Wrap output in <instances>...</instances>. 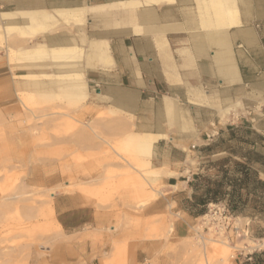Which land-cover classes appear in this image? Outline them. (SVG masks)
<instances>
[{
    "label": "crops",
    "instance_id": "crops-1",
    "mask_svg": "<svg viewBox=\"0 0 264 264\" xmlns=\"http://www.w3.org/2000/svg\"><path fill=\"white\" fill-rule=\"evenodd\" d=\"M114 1L130 0H40L32 9L51 11ZM228 8L236 11L231 19ZM138 10L139 33L111 23L120 16H111L108 22L88 16L83 25L65 24L56 32L37 37L35 40L47 47L85 48L80 42L82 35L106 40L112 59L97 68L85 67L79 60L76 68L66 66L63 70L60 66L59 73L48 71L55 65L46 61L42 63L44 74L83 70L86 98L78 117L84 122L100 126L97 115L109 114L106 122L114 124L115 132L125 134V138L131 132L158 137L151 143L150 161L143 164L162 175V191L144 206L143 217L180 216L173 232L177 238H185L212 202L208 186L220 183V200L227 205L232 200L228 180L239 178V208L230 211L249 221L253 236L264 238V0H235V4H226V0H164L143 4ZM3 81L1 77L0 85ZM212 89L220 98L251 101L247 115L239 116V124L215 125L211 130L209 124L207 131L186 132L169 127L168 117L179 115L180 110L190 116L205 115L206 106L192 103L191 99L200 98L190 93ZM11 111L16 112L14 108ZM193 136L192 142L197 144L188 145L190 156L173 144ZM96 146L92 142L88 147ZM53 213L66 237L82 239L75 260L98 264V254L109 248L105 230L113 224V214L87 203L77 193L56 195ZM113 237L119 239L117 234ZM159 245L157 241H137L136 262L149 258L148 253ZM166 262L164 257L159 260L160 264ZM235 264H264V255L241 254Z\"/></svg>",
    "mask_w": 264,
    "mask_h": 264
},
{
    "label": "rangeland",
    "instance_id": "rangeland-1",
    "mask_svg": "<svg viewBox=\"0 0 264 264\" xmlns=\"http://www.w3.org/2000/svg\"><path fill=\"white\" fill-rule=\"evenodd\" d=\"M39 1L0 0V12L44 11L56 17L58 11L99 5L95 3L51 11L32 9V4ZM88 16L106 22L111 16H120L111 23L123 27L120 24L124 20L123 13H88L77 23L59 20L54 32L65 24L83 25ZM35 39L28 41L25 36L13 34L0 50V67L7 66L11 71L0 69V78L4 79L0 85V264H89L90 261L75 260L77 245L82 239L66 237L58 230L53 213L56 195L75 193L96 208L113 214V224L105 230L110 238L109 248L98 254V264H160L162 257L167 260L164 264H220L212 257L211 238L241 246L230 264H235L241 254L264 252L248 248V241L262 240L249 232L248 220L231 211V217L224 220L226 224H221L222 221L217 218L216 221L210 218L211 222L208 217L198 218L185 238H177L173 231L168 233L169 226L173 228L180 216L163 214L143 217L144 207L140 205L153 195V189L162 191L159 179L162 175L151 173L149 166L143 164L150 157L151 146L148 152L141 154L131 149L114 148L117 158L113 154L109 157L106 151L110 149L103 140L114 147V143L122 141L125 134L116 133L115 125L106 122L109 114L97 115L96 121L102 123L100 126L78 117L86 98L83 70L73 71L80 74V78L75 79L44 74L42 63L46 61H8L6 50L10 45L13 50L19 51L44 44ZM56 67L60 69V66H54L48 71L59 73L61 69ZM205 91H191L190 95L200 98L191 99V102L206 106V114L190 116L180 110L179 115L168 117L170 128L184 132L192 129L207 131L209 124L210 130L215 125L239 124V116L247 115L252 107L250 100L224 99L215 89ZM13 108L16 110L14 114L11 111ZM172 108L168 107L170 113ZM132 121L129 119V122ZM193 138L188 137L183 143L174 141L173 144L183 148L190 156L188 145L197 144L192 142ZM92 142L97 145L94 149L88 147ZM49 209L50 215L47 216ZM206 214L211 216L208 208ZM114 234L119 239L113 237ZM140 240L157 241L160 245L148 253L149 258L137 263L135 249L136 242ZM203 243L207 250L202 249Z\"/></svg>",
    "mask_w": 264,
    "mask_h": 264
},
{
    "label": "bare ground",
    "instance_id": "bare-ground-1",
    "mask_svg": "<svg viewBox=\"0 0 264 264\" xmlns=\"http://www.w3.org/2000/svg\"><path fill=\"white\" fill-rule=\"evenodd\" d=\"M163 1L164 0H144V1L130 0V1H116L110 3H96L99 5H96L94 7H86L83 9H70L68 11H58L56 17H53L52 15L44 11H26V12L17 11V10L3 11L0 12V50L3 48V44L5 45V43L8 42L9 36L13 34H19L21 36H25V38L28 41H31L46 33L54 32V29L58 27L59 20H64L66 22L71 21L72 23H77V22H81L88 13L93 15H97V14L104 15L109 13L112 14L115 12L123 13V15L126 16L125 17L126 19L121 21L120 24L122 26H128L130 28L132 27L134 33H139L140 28L136 23L137 21L136 18H138V16L136 17L137 12L139 11L138 9L141 8L143 4H151V5L155 3L160 4V2ZM226 4H235V0H226ZM234 14H236L235 10H232L231 8L227 9V17L229 19H231ZM151 29L154 30V28ZM144 33H148V32H144ZM80 42L83 45H85V48L77 45H71V46L55 45L56 47H47V45L45 44H37L34 47L16 51L13 50L11 48L12 46L10 45L6 50V55L10 63L16 60L22 63H26V62L41 63L50 60L51 62L54 63L55 66H63V68L60 67L63 70L64 67L66 66L75 67L76 63L79 64L78 63L79 60L80 62L81 60H83L86 63L85 65L86 67H93V68L95 67L97 68L99 66H106L108 65L109 62L112 61L109 50V44L106 40L89 39V38L87 39L84 35H82L80 37ZM76 72L75 73L72 72L68 74H58V76H68V77H75V79H79L80 74ZM43 76H47V75H43ZM169 107L172 106L170 105ZM157 138L158 137H154L150 134L131 132L126 136L125 140L114 143L115 144L114 147L110 142H107L105 140H103V142L108 146L107 148L110 149L106 151L107 155L109 157H113L114 155L117 158L118 153L114 148H116L117 150L131 149L134 152L141 154V152L143 153L144 151L148 152L152 141ZM149 171H151V173H154L152 172L151 169H149ZM160 194L161 191H158V189L156 190L153 189V195L145 203L141 204L140 207L142 208L145 205H147L149 202L154 201L155 199H157V197ZM49 215H50V209L47 211V216ZM207 217L211 222L210 219L211 216L207 214L204 215L203 219ZM207 221L205 224H207ZM56 226L58 230H61L58 224H56ZM172 231L173 228L171 225L169 226L168 233ZM248 242H249V246H248L249 249L254 250L255 248L257 249L264 248V239L262 241H257V242L255 241H248ZM209 244H210V249L214 254L212 255V257H215L218 260V262H220V264H230L231 260L236 255L235 252L238 249H241V246L231 245L230 243L224 242L223 240L212 239V238L209 239ZM203 245L204 248L202 247V249L207 250V248L205 247V243H203Z\"/></svg>",
    "mask_w": 264,
    "mask_h": 264
},
{
    "label": "trees",
    "instance_id": "trees-1",
    "mask_svg": "<svg viewBox=\"0 0 264 264\" xmlns=\"http://www.w3.org/2000/svg\"><path fill=\"white\" fill-rule=\"evenodd\" d=\"M228 181L231 183V187H232V191L229 194L232 200L226 206H227V209L229 211H230V209L231 210H236V209L239 208V178L238 179L232 178V179H229ZM208 191L212 193V197H213V198H211L212 199V202H210V204L223 203L220 200V198L223 197V195H222L223 190L221 188L220 183L214 184L213 187H211L209 185L208 186ZM206 210H207V208H206ZM206 210H204L205 211L204 212L205 214H206ZM259 255H264V252L259 253ZM252 256H250V257H252Z\"/></svg>",
    "mask_w": 264,
    "mask_h": 264
},
{
    "label": "built area",
    "instance_id": "built-area-1",
    "mask_svg": "<svg viewBox=\"0 0 264 264\" xmlns=\"http://www.w3.org/2000/svg\"><path fill=\"white\" fill-rule=\"evenodd\" d=\"M255 27L259 28V25H255ZM207 208H208L209 214H211V218L213 219V221H216V218H217L222 221L221 224H226L224 220H226L227 218L229 219L231 217L229 210L227 209V206L224 203L209 204ZM262 251H264V248H262ZM251 255L252 253L249 254V257Z\"/></svg>",
    "mask_w": 264,
    "mask_h": 264
}]
</instances>
